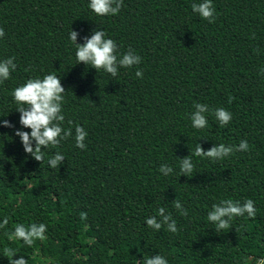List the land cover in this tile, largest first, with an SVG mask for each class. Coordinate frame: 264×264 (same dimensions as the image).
<instances>
[{"label":"trees","instance_id":"1","mask_svg":"<svg viewBox=\"0 0 264 264\" xmlns=\"http://www.w3.org/2000/svg\"><path fill=\"white\" fill-rule=\"evenodd\" d=\"M200 2L123 0L118 15L98 17L89 0H0V61L15 57L17 64L0 84V121L15 126L0 127V222L8 216L10 230L48 226V238L33 247L0 230V264H8L5 246L28 264H137L156 254H169L168 264H255L264 257V0H212L214 23L192 11ZM96 29L141 63L115 78L77 64L70 31L83 44ZM51 73L66 91L62 127L71 120L73 129L58 147L42 149L45 160L64 155L59 169L25 153L15 130L30 129L21 128L11 95ZM196 103L224 108L232 121L221 128L206 113L208 126L198 131L190 120ZM76 125L88 133L85 150L75 146ZM241 140L247 152L216 163L193 156L194 172L180 176L179 159L197 143L207 151ZM162 164L173 173L164 176ZM229 198L252 199L256 216L235 218L217 233L207 213ZM160 207L177 221V233L146 225Z\"/></svg>","mask_w":264,"mask_h":264},{"label":"clouds","instance_id":"2","mask_svg":"<svg viewBox=\"0 0 264 264\" xmlns=\"http://www.w3.org/2000/svg\"><path fill=\"white\" fill-rule=\"evenodd\" d=\"M89 9L98 17L116 16L120 13L123 6V0H89ZM192 11L198 14L202 19L209 23H214L216 18V9L212 0H202L200 3L192 4ZM5 36L3 28H0V38ZM79 33L71 30L69 40L76 47L77 64H84L94 68L97 73L103 71L110 74L113 78L117 77L119 69L132 68L141 63L142 58L131 48L126 53H119L118 44L115 40L106 38L107 34L103 30H94L91 36L83 37V44L77 43ZM254 36V34H253ZM255 51V50H254ZM15 57H10L0 61V84L11 78V73L17 69L14 62ZM28 71V69H25ZM137 78H143V71L138 69L135 73ZM260 75L264 76V68ZM66 91L62 86L61 79L54 73L44 75L43 78L28 79L26 83L16 87L11 95L13 102L17 105L15 111L19 113V124L22 129H30V132L15 130V136L20 138L21 144L26 154L30 155L40 165L46 163L51 169H59L65 161L62 153L56 152L53 156L45 160V151L51 147H58L62 141L68 140L73 136L71 127L72 121L69 120L68 128L62 127L65 121L63 114L64 95ZM195 111L190 114L191 125L196 130H203L208 126L206 113H214L219 127L225 128L232 121L233 114L224 108L210 109L207 104H194ZM0 127L14 128L15 126L8 120L0 121ZM88 133L82 126H75V146L81 150L86 149L85 140ZM249 144L247 140H241L238 145H225L220 143L214 145L211 149L205 151L197 143L189 156L179 159L180 176H190L195 169L193 156L207 158L213 163L219 162L236 152H247ZM159 171L168 176L173 173V168L167 164H162ZM174 208L183 217H187L188 211L181 202L175 199ZM257 209L252 199L239 200L222 199L219 203L212 205L207 213V220L215 226L217 233L222 230L230 229L231 222L235 218H254ZM86 216V214H84ZM159 217V219L157 218ZM146 225L154 231H160L162 227L167 228L170 233H177V221L164 207H160L157 215L150 216L145 221ZM9 217L5 216L0 222V230L9 241H22L23 245L33 247L36 241H44L48 226L45 223L32 222L28 225L17 223L14 229H9ZM2 255L7 258L8 264H28V259L20 255L19 259H13L17 256V250L10 246L2 249ZM250 258H245V264ZM137 264H168L166 258L160 254L154 256L145 255L142 261ZM255 264H264V257L256 258Z\"/></svg>","mask_w":264,"mask_h":264},{"label":"rangeland","instance_id":"3","mask_svg":"<svg viewBox=\"0 0 264 264\" xmlns=\"http://www.w3.org/2000/svg\"><path fill=\"white\" fill-rule=\"evenodd\" d=\"M168 257H169V254H166V255H165V258L167 259Z\"/></svg>","mask_w":264,"mask_h":264}]
</instances>
